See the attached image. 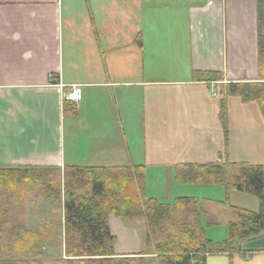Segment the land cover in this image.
<instances>
[{
  "label": "crops",
  "instance_id": "1",
  "mask_svg": "<svg viewBox=\"0 0 264 264\" xmlns=\"http://www.w3.org/2000/svg\"><path fill=\"white\" fill-rule=\"evenodd\" d=\"M258 10L259 0H0V167L144 165L148 197L205 201L206 235L222 242L231 206L258 211V197L177 171L264 165L258 102L229 94L221 117L227 83L260 79ZM76 88L77 112L65 114ZM109 220L116 253L144 251L137 219ZM241 248L207 264H264V232Z\"/></svg>",
  "mask_w": 264,
  "mask_h": 264
},
{
  "label": "trees",
  "instance_id": "2",
  "mask_svg": "<svg viewBox=\"0 0 264 264\" xmlns=\"http://www.w3.org/2000/svg\"><path fill=\"white\" fill-rule=\"evenodd\" d=\"M259 71L257 81L229 82L224 86L222 120L227 96L238 93L243 101H257L264 114V0H259ZM195 78L222 80L216 72H200ZM65 114H75L73 100L65 99ZM231 170V173L228 172ZM180 181L225 182L232 188L255 194L258 211L231 206L234 218L226 237L215 243L207 237L201 212L215 217L197 197L163 202L145 193L144 165H72L57 168L0 167V264L32 263L42 243L52 244L63 235L67 264H207L212 253L233 255L241 244L264 232V165L210 163L178 166ZM61 204L63 214L53 223L31 230L16 221L28 216V197ZM122 219L141 218L146 223L144 251L118 254L117 236L110 214ZM17 224V225H16Z\"/></svg>",
  "mask_w": 264,
  "mask_h": 264
},
{
  "label": "rangeland",
  "instance_id": "3",
  "mask_svg": "<svg viewBox=\"0 0 264 264\" xmlns=\"http://www.w3.org/2000/svg\"><path fill=\"white\" fill-rule=\"evenodd\" d=\"M28 203H29L28 216L23 217L21 220L16 221V222L17 224L26 225V227L31 230L39 229L40 226L44 223L51 224L56 220L54 218L56 215L57 217L59 215H62V202L61 204H56L47 199L35 200L32 196H29ZM208 207H209L208 205H205V208L207 210H208ZM200 216L202 219V223L204 220L203 218L205 216H208L209 217L208 219L210 221L209 223L213 224L212 222L214 221L210 217V215H206L205 213L201 212ZM136 219L138 223H140L143 227H145V238H146L145 220L141 218H136ZM203 226H204V223H203ZM205 231H206V228H205ZM0 237H2L1 234H0ZM54 239L55 240L52 244L42 243L40 245V252L38 253L34 262L24 263V264H67L65 262L66 255H65V250H64L63 235L61 237L59 235H54Z\"/></svg>",
  "mask_w": 264,
  "mask_h": 264
},
{
  "label": "built area",
  "instance_id": "4",
  "mask_svg": "<svg viewBox=\"0 0 264 264\" xmlns=\"http://www.w3.org/2000/svg\"><path fill=\"white\" fill-rule=\"evenodd\" d=\"M68 98L77 102L81 98V91L79 88L74 89L68 94Z\"/></svg>",
  "mask_w": 264,
  "mask_h": 264
}]
</instances>
